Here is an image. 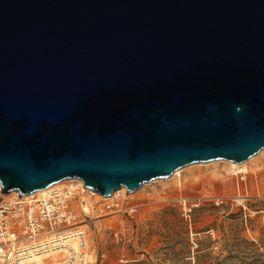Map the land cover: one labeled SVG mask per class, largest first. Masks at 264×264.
<instances>
[{"label":"water","instance_id":"obj_1","mask_svg":"<svg viewBox=\"0 0 264 264\" xmlns=\"http://www.w3.org/2000/svg\"><path fill=\"white\" fill-rule=\"evenodd\" d=\"M262 149L264 0H0L1 194Z\"/></svg>","mask_w":264,"mask_h":264},{"label":"rangeland","instance_id":"obj_2","mask_svg":"<svg viewBox=\"0 0 264 264\" xmlns=\"http://www.w3.org/2000/svg\"><path fill=\"white\" fill-rule=\"evenodd\" d=\"M248 160L253 174L245 181L219 159L145 182L127 196L87 192L95 216L113 197L137 207L134 216L95 220L88 238L94 264H264V149ZM63 181L58 190L78 183ZM239 190L248 197L246 215L233 200ZM2 198L15 197L0 191Z\"/></svg>","mask_w":264,"mask_h":264},{"label":"built area","instance_id":"obj_3","mask_svg":"<svg viewBox=\"0 0 264 264\" xmlns=\"http://www.w3.org/2000/svg\"><path fill=\"white\" fill-rule=\"evenodd\" d=\"M236 175L245 181L242 173ZM84 188L0 199V264H90L88 238L95 220L115 214L134 216L137 207L113 197L100 209L103 214L95 216L96 206L82 201L81 194L88 192L83 193ZM233 200L246 215L247 195L239 190Z\"/></svg>","mask_w":264,"mask_h":264},{"label":"bare ground","instance_id":"obj_4","mask_svg":"<svg viewBox=\"0 0 264 264\" xmlns=\"http://www.w3.org/2000/svg\"><path fill=\"white\" fill-rule=\"evenodd\" d=\"M262 151H263V149H262ZM224 161H226L227 163H228V170H230V171H232L233 173H234V175L235 174H238L239 172H241L243 175H244V178H245V180H246V178H247V176L248 177H250L251 176V174H253V173H251V171L248 169V168H246V167H244V166H246L245 164V162H243V163H235V162H232V161H228V160H224ZM249 161V160H248ZM214 162V161H213ZM216 162H218V161H216ZM221 162V161H220ZM219 163V162H218ZM179 170V169H178ZM238 171V172H237ZM179 172L180 171H175L174 172V176H176V175H178L179 174ZM219 172V171H218ZM255 173V176H256V178H257V175H258V173L257 172H254ZM219 174V173H218ZM228 174V173H227ZM231 174V173H230ZM216 176H218L217 174H215ZM221 175H222V173H221ZM78 182L77 184L75 183H72V184H69V186L68 187H70V188H73V189H76L79 185L80 186H82V188H84L83 187V184H82V181L80 180V179H69V181L68 182ZM63 182H67V181H61V182H58V183H55V184H53V185H51L50 187H48V188H45V189H42V190H38V191H36V192H34L33 194H30V195H26V196H24V197H22V198H20V199H28V198H31V197H36V196H40V195H42V194H44V193H46V192H50V191H54V190H58L59 188H60V185L63 183ZM0 187H1V185H0ZM89 192L90 193V195H92V196H98V195H100L99 193H96V192H93V191H91V190H87L86 188H84V191H83V193L84 192ZM121 193H125V195L127 196V193H126V188L125 187H122L120 190H118V191H116L114 194H113V196H115V195H118V194H121ZM8 196H14V197H18L19 196V193L18 192H16V191H14V192H11L9 195H6V197H8ZM101 196V195H100ZM81 198H82V201H86V202H88L89 203V205L91 206V208H94L95 207V204L91 201V199H89V197H87V196H85L84 194H81ZM102 198H107V197H104V196H102ZM92 211V209H90V212ZM90 235V234H89ZM88 244H89V239H88ZM89 262H90V264H94V256L90 253V255H89Z\"/></svg>","mask_w":264,"mask_h":264}]
</instances>
